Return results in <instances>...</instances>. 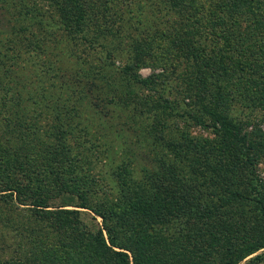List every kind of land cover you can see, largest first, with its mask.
Returning <instances> with one entry per match:
<instances>
[{"label":"trees","instance_id":"obj_1","mask_svg":"<svg viewBox=\"0 0 264 264\" xmlns=\"http://www.w3.org/2000/svg\"><path fill=\"white\" fill-rule=\"evenodd\" d=\"M164 1L165 8L176 12L172 16V19L176 17L174 22L167 23L170 26L165 28L174 33L155 27L149 30L150 34L136 37L133 41V63L125 66L122 73L145 90H157L156 87L160 86L161 90L158 89L155 96L159 101L157 109L171 112L179 105L172 102L164 90L166 82L178 69L181 73L177 79H180L182 90L179 94L187 110L179 113L177 119L188 117L195 125L210 130L215 134L212 147L206 148L210 145L207 140L202 144L190 137L188 140L190 133L177 128L179 137L171 141L165 136L166 125L157 116L159 113L149 110L154 112V117L151 123L141 125L139 130L144 138L147 135L152 144L159 147L155 159L159 173L150 184L156 195L153 200H147L136 193L135 198L128 203L123 201L125 204L122 205H92L81 193L77 183L79 177L75 174L82 161L81 155L77 158L72 156L71 148L68 153H53V158L47 159L46 167L39 165L33 172L26 160L28 157L31 164V155L26 153L20 157L24 148L15 122L11 127L13 132L6 129V137H2L4 141L0 139V170L6 175L8 173L10 178V182L0 189V198L14 200L16 207L10 209L31 212L36 216V223L30 230L35 232L32 239L38 253L28 261H21V264H240L264 248V232L263 235H255L259 232H254L252 236L241 232L243 238L231 248L230 242L219 244L221 236L212 237L209 244L196 237L200 232L199 224L206 228L211 222L226 218L235 204L252 202L264 215V188L254 190L251 186L249 189L251 179L246 178V182L236 179L234 172L237 167L230 162L231 153L226 152V147L235 148L240 163L244 159L254 169V164L264 156V132L260 129L247 132L249 119L229 113L227 108L235 97L230 95L229 98L224 94L221 83L228 76L251 79L253 85H246V88L259 93L261 101L257 106L264 108V0ZM84 6L83 0H66L60 6L62 24L81 28L85 19ZM187 10L189 14L183 16ZM184 59L190 62L188 68L179 71L181 67L177 62ZM141 67L150 68L153 73L141 79L135 74V70ZM2 70L4 74L7 72L5 68ZM51 101L53 106L49 107L48 114L58 122L56 128L61 134L71 135L74 121L60 109L57 101ZM148 104L145 103L140 114H146ZM7 113L9 115L5 119L11 118L12 114ZM15 120L20 122L19 114L15 115ZM167 154L174 160L168 159ZM62 161H68V169L58 166ZM24 168L27 172L22 177ZM243 168L248 170L246 165ZM115 174L120 181L124 179L120 167L116 168ZM147 175L151 176L149 171ZM67 192H75L80 199V203L73 206L75 209H65L68 206L65 204L54 205V201L62 200ZM79 209L94 215L91 220L95 223L90 228L83 222L82 215L87 213ZM130 213V216L138 215L135 220L140 224L152 218L161 220L162 216L156 217L159 215H172L184 223L190 233L186 244L188 241L192 249L187 248L184 252L190 253V259L176 261L158 257L161 240L150 235L147 230L150 225L142 231L139 229L141 225L135 229L130 227L132 232L127 229L128 234L120 231L123 225L120 220ZM231 215L239 216L237 213ZM96 218H100L101 223L96 222ZM263 261L264 255H256L246 264H261ZM18 263L8 261L0 264Z\"/></svg>","mask_w":264,"mask_h":264},{"label":"rangeland","instance_id":"obj_2","mask_svg":"<svg viewBox=\"0 0 264 264\" xmlns=\"http://www.w3.org/2000/svg\"><path fill=\"white\" fill-rule=\"evenodd\" d=\"M83 1L86 3L85 19L81 28H75L65 27L61 22L60 6L66 0H0V139L4 141L2 137H6L5 132H8L5 130L11 129L16 122L24 148L20 157L26 153L31 155V164L28 157L26 160L33 172L39 165L46 167L47 159H52L53 153H68L71 148L72 156L77 158L81 155L82 161L75 174L79 177L77 183L81 193L92 205H122L125 204L123 201L128 203L135 198L136 193L153 200L156 194L150 184L159 173L158 161L155 162L159 147L152 144L147 135L144 138L139 127L151 123L154 112L160 114L157 116L166 125L165 136L171 141L179 137L177 130L188 131V140L190 137L200 144L207 140L210 145L206 148H211V141L215 140V134L195 125L188 117L177 119L179 113L187 110L179 94L182 90L180 79H177L181 73L178 69L164 88L167 97L179 105L171 112L157 109L159 101L155 96L156 91L161 90L160 86L156 87L157 90H145L122 73L125 66L133 63L134 39L150 34L149 30L155 27L168 28L170 25L167 23L174 22L176 17L172 19V16L176 12L165 8L164 0ZM188 14V10L182 13L183 16ZM177 63L181 67L179 71H185L190 62L184 59ZM3 68L7 71L5 74L2 73ZM152 73L146 67L135 70L141 79ZM236 76L225 77L221 82L223 93L229 98L230 95L235 97L227 110L235 117L249 119L247 132L256 129L264 132V108L257 106L261 101L259 93L246 88L252 84L251 79ZM51 99L57 101L60 109L74 121L71 135L61 134L56 128L58 122L48 114L49 107L53 106ZM146 102L149 103L145 108L146 114H140ZM152 109L154 112H150ZM7 112L12 114L8 118L10 127L8 119H5L9 115ZM17 114L20 122L15 120ZM73 148L80 154L73 152ZM234 149L226 147V152L231 153L230 162L237 167L235 178L245 182L246 178L251 179L249 189L251 186L254 190L263 189L264 156L252 169L242 158L240 163L238 150ZM167 158L174 160L169 154ZM244 165L248 170L243 168ZM58 166L68 169V161H62ZM117 167L124 177L121 181L115 177ZM25 171L24 168L22 177ZM7 175L0 170V189L10 182ZM69 193H65L62 200L54 201V205L65 204L68 205L65 209H75L73 206L79 204L80 199L75 192ZM4 199L0 198V263L19 261L21 264V261L38 253L32 239L35 232L30 230L36 223V216L31 212L10 209L15 208L16 203L11 198L8 201ZM232 206L234 208L226 218L211 222L206 228L199 224L200 232L196 237L209 244L212 237L221 236L219 244L230 242L231 248L243 238L241 232L245 236L247 233L252 236L254 232H259L255 235H263L264 215L254 207V203ZM79 210L87 213L82 215L83 222L89 228L94 225L91 220L94 215L85 209ZM131 214L120 220L123 224L120 231L128 234V231L132 232L130 227L135 229L141 225L139 229L142 231L150 225L147 228L150 235L161 240L158 257L176 261L190 259V253L184 252L190 248L188 241L186 244L190 233L184 223L172 215H159L156 217L162 216L161 220L152 218L140 224L135 220L138 215ZM96 222L101 223V219L96 218ZM256 255H264V248L240 264H246Z\"/></svg>","mask_w":264,"mask_h":264}]
</instances>
